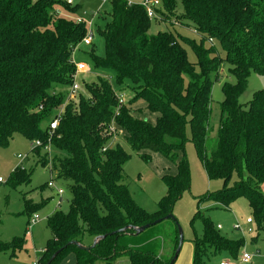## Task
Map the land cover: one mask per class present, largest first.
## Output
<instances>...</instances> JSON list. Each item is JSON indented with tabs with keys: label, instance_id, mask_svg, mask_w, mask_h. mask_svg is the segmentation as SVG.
Listing matches in <instances>:
<instances>
[{
	"label": "trees",
	"instance_id": "16d2710c",
	"mask_svg": "<svg viewBox=\"0 0 264 264\" xmlns=\"http://www.w3.org/2000/svg\"><path fill=\"white\" fill-rule=\"evenodd\" d=\"M109 1V18L97 29L104 56L95 54L94 41L89 56L94 70L114 75L119 91H132V98L121 106L124 93L118 94L106 75L79 83L77 99L68 100L76 73L74 51L88 31L76 22L80 5L70 6L66 0H0V147L20 134L31 144L42 143L32 150L39 156L50 143L57 154L49 161L46 156L41 165L51 163L58 178L72 182L69 210H56L49 218L52 239L37 264H46L71 241L91 246L103 235L107 238L90 252L69 246L52 264L70 254L77 264H170L179 244L177 226L169 258L147 246L158 237L152 228L137 237L122 230L173 214L176 202L190 190V166L185 156L180 157L188 128L208 178L222 180L225 186L198 199L193 221L202 220L203 232L192 240V264H209L223 253L236 259L244 240L222 234L200 208L215 204L228 209L246 199L257 230L264 231V90L247 105L239 101L251 73L264 76V0H160V21L155 22L167 29L158 26L155 33L141 5ZM187 47L196 63L189 61ZM224 62L237 82L223 86L217 142L209 155L212 89L220 81ZM143 110L155 117L154 123L137 117ZM54 121L58 126L52 135ZM121 131L134 150L176 162L177 174L163 177L167 192L155 213L140 207L124 183L130 157L113 141ZM234 178L233 187H228ZM30 181L21 166L9 180L13 187ZM46 204L34 209L27 205L26 214ZM24 247L25 238L0 241V252Z\"/></svg>",
	"mask_w": 264,
	"mask_h": 264
},
{
	"label": "rangeland",
	"instance_id": "374dc122",
	"mask_svg": "<svg viewBox=\"0 0 264 264\" xmlns=\"http://www.w3.org/2000/svg\"><path fill=\"white\" fill-rule=\"evenodd\" d=\"M143 2L144 0H136ZM81 6L80 15L87 21H94V50L95 54L103 57L105 53V44L103 38L98 34V27L105 25L106 19L111 13V2L103 0H77ZM99 16V17H98ZM158 26L163 30L167 29L166 25L161 22L152 21V33H155ZM185 34V33H184ZM192 39L198 40L196 35L187 34ZM92 47L82 46L76 53V62H83L91 69L90 73L83 74L78 78L82 85L84 81L91 82L98 76L108 77L109 81L115 87L118 94L124 95L125 103L133 96L130 89L125 88L119 91L115 77L111 72L103 70H94L89 51ZM188 59L191 63L197 62V57L190 47L186 48ZM221 58L225 59V53L220 50ZM220 81L214 84L212 89V114L209 121V132L207 140V150L210 155L215 148L220 127L221 110L220 105L224 102L223 86L225 83H236V78L230 73V66L224 62L220 69ZM264 90V76L252 72L248 78L247 89L240 97L239 101L247 105L254 95ZM83 93V90H82ZM70 99V95L68 100ZM71 100V99H70ZM73 101V100H72ZM142 111V110H141ZM142 120L155 122V117L143 110L137 115ZM188 142L185 150L180 157L185 156L191 173L190 190L186 191L179 199L173 209V216L184 233V243L176 264H192L193 261V244L192 240L195 235L201 236L203 232L202 220H194L198 212V199L207 194H216L225 188L222 180H210L204 170L203 164L199 158L197 149L192 142L190 129L187 130ZM114 145L120 144L124 151L130 157L125 166V181L129 186L130 192L136 203L146 209L149 213H155L158 209L159 202L164 198L167 192L163 177L175 176L177 174L176 162L166 157L151 153L149 151H136L127 141V135L121 131L113 135ZM49 145L47 144L46 147ZM34 146L23 135L16 134L10 140L7 147H0V178L4 184H0V241L11 242L14 238H25L24 249L16 252H0V264H37L38 259L43 255L47 243L52 239V232L48 227V220L56 210L67 212L69 210L72 194L70 191L71 181L57 177V174L51 171V163L47 167L41 164L46 159L48 161L51 155L57 153L51 148V151L42 150L40 155H36L32 149ZM184 153V154H183ZM60 155V154H59ZM19 156L26 159H19ZM148 158L149 161H145ZM23 167L31 176L28 184H21L17 187L9 182L13 171L17 167ZM53 187H49V183ZM235 178L228 184L233 187ZM62 189L64 194L61 198V206H58L60 197L58 190ZM264 193V185L262 186ZM47 204L39 209L35 214L29 216L26 214V206L34 209L41 203ZM205 217L210 218L215 225L224 227L221 233L233 240H244V246L241 248L236 259L230 258L223 253L211 258L209 264H219L223 260H228L233 264H245L241 262L242 256L248 254L251 261L248 264H264V231H258L255 223L247 226V219L252 218V213L246 199H239L234 202L230 208L226 209L219 205H203L200 208ZM37 215L40 222L36 224L31 234H27L28 222ZM240 225L241 230H234L235 225ZM252 229L254 233H249ZM152 234H157L155 238L157 243L150 244L151 248L157 250L158 255L163 258H169L173 255L175 246L174 237L176 223L170 220L164 221L155 227H152ZM59 264H77L75 255L70 254L65 257Z\"/></svg>",
	"mask_w": 264,
	"mask_h": 264
},
{
	"label": "built area",
	"instance_id": "2783aa9c",
	"mask_svg": "<svg viewBox=\"0 0 264 264\" xmlns=\"http://www.w3.org/2000/svg\"><path fill=\"white\" fill-rule=\"evenodd\" d=\"M76 1L77 0H66L67 4L70 5V6H74L76 5ZM104 2H107L109 0H103ZM129 6H132L134 5L133 3L129 2L128 3ZM139 5H141L147 12V16L148 18L151 20V21H160V15L158 13V10L160 9V6H161V2L160 0H144L143 2H140ZM76 22L78 24H85L87 26V35L85 36V38L82 40L80 46L75 49L74 51V61H75V57H76V53L80 50V48L82 46H85V47H89L92 45L93 41H94V32H93V25H94V21L91 20V21H87L85 20V18L79 16L76 18ZM75 66H76V73L74 75V83H73V86L71 88V91H70V99L75 101L79 94V92L81 91V88H80V85H79V82H78V78L83 75V74H87V73H90L91 72V69L88 65H86L85 63L83 62H76L75 63ZM125 104V100H124V97H120L119 99V105H123ZM118 116L119 115V112L116 113ZM57 126H58V121H54L51 126H50V133L53 135L55 130L57 129ZM111 131L116 133V128L113 126L111 128ZM51 135V136H52ZM52 139V138H50ZM48 147H45L46 150L48 151H51V144L48 143ZM33 149H36V148H39L40 146H42V143L40 141H36L32 144ZM19 159L23 160V159H26V157H22V156H19ZM4 180L2 178H0V184H4ZM53 183L50 182L49 183V187H53ZM64 194V191L62 189H59L58 190V196L60 197V201L58 202V206L60 207L62 202H61V198H62V195ZM40 222V218L37 216V215H34L31 220L29 221L28 223V228H27V234H31V230L32 228L38 224ZM246 223L248 225L250 224H254V221L252 220V218H248ZM217 228L219 230L222 229V226L221 225H217ZM242 227L240 225H235L234 226V230H241ZM249 233H254L252 229H249ZM251 261V257L248 255V254H244L242 256V259H241V262L242 263H245V264H248L250 263ZM219 264H233L231 263L230 261L228 260H223L221 261Z\"/></svg>",
	"mask_w": 264,
	"mask_h": 264
},
{
	"label": "water",
	"instance_id": "95a60500",
	"mask_svg": "<svg viewBox=\"0 0 264 264\" xmlns=\"http://www.w3.org/2000/svg\"><path fill=\"white\" fill-rule=\"evenodd\" d=\"M159 31H160V29H159ZM167 220H171V221L176 223V226H177V229H178V233H179V244H178V247H177V249L175 251V254H174V256H173V258H172V260L170 262V264H175L177 259H178V257H179V255H180V252L182 250V246H183V243H184V233H183V230L180 228L179 224L177 223L176 219L174 218L173 214H169L168 216H166V217H164L162 219H159V220L154 221L152 223L146 224L144 226H140V227L128 226L127 228H124L122 230V232L137 237V236L145 233L150 228L155 227L158 224H160V223H162L164 221H167ZM128 231H130L132 233H128ZM110 235H112V234H110ZM106 238H107V235L96 237L93 240V243H92L91 246H85V245L81 244L80 242L71 241L67 245H65L63 248H61L57 252H55L50 257V259L48 260V262L46 264H52L56 260V258L59 256V254L62 253V251L64 249H66L67 247H69V246H75V247H77L80 250L90 252L92 249L96 248V246L99 245L100 242H102Z\"/></svg>",
	"mask_w": 264,
	"mask_h": 264
},
{
	"label": "crops",
	"instance_id": "0c3cea01",
	"mask_svg": "<svg viewBox=\"0 0 264 264\" xmlns=\"http://www.w3.org/2000/svg\"><path fill=\"white\" fill-rule=\"evenodd\" d=\"M128 2H131V3H133V4H139L140 2L139 1H136V0H128ZM76 4H78L77 3V1H76ZM79 5V4H78ZM99 17V16H98ZM160 29V28H159ZM250 225H253V224H250ZM250 225H248L247 224V226L248 227H250ZM224 229V227L222 226V229L221 230H223ZM154 243H157V240L155 241V238L154 239H152L150 242H149V244H154ZM178 260V259H177ZM177 262V261H176ZM117 264H130L128 261H121V262H119V263H117ZM176 264V263H175Z\"/></svg>",
	"mask_w": 264,
	"mask_h": 264
}]
</instances>
